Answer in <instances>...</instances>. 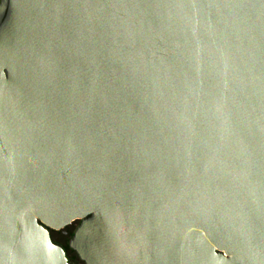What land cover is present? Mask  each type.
<instances>
[{"label":"water","instance_id":"95a60500","mask_svg":"<svg viewBox=\"0 0 264 264\" xmlns=\"http://www.w3.org/2000/svg\"><path fill=\"white\" fill-rule=\"evenodd\" d=\"M264 264V0H2L0 264Z\"/></svg>","mask_w":264,"mask_h":264},{"label":"flooded vegetation","instance_id":"af4514ba","mask_svg":"<svg viewBox=\"0 0 264 264\" xmlns=\"http://www.w3.org/2000/svg\"><path fill=\"white\" fill-rule=\"evenodd\" d=\"M1 1L2 0H0V4ZM78 225L79 223H74L66 227L65 230H51V235L54 241L59 243L64 248L69 261L74 262L75 264H85L84 261L79 257L78 253L73 250L70 245Z\"/></svg>","mask_w":264,"mask_h":264}]
</instances>
